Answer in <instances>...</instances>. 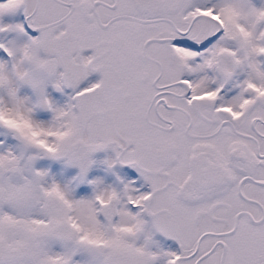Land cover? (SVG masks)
<instances>
[{
	"label": "snow or ice",
	"instance_id": "6c2138e0",
	"mask_svg": "<svg viewBox=\"0 0 264 264\" xmlns=\"http://www.w3.org/2000/svg\"><path fill=\"white\" fill-rule=\"evenodd\" d=\"M0 264H264V0H0Z\"/></svg>",
	"mask_w": 264,
	"mask_h": 264
}]
</instances>
